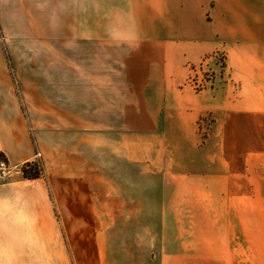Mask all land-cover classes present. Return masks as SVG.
I'll use <instances>...</instances> for the list:
<instances>
[{"label":"crops","instance_id":"0c3cea01","mask_svg":"<svg viewBox=\"0 0 264 264\" xmlns=\"http://www.w3.org/2000/svg\"><path fill=\"white\" fill-rule=\"evenodd\" d=\"M12 1L14 17L1 23L4 26H56L58 13L67 11L75 13L77 21L63 23L83 28L89 11L94 12L88 19L96 28L108 18L111 26L131 29L130 34L111 38L110 66L104 69L109 77L93 78L92 102L83 94L85 72H78L81 82L71 84L78 92L76 97L61 105L40 99L29 125L15 102L0 109V150L7 153L13 167L35 160L36 152L41 153L47 178L55 195L61 196L57 200L62 204L63 219L133 217L128 205L133 199L126 188L132 182L135 143L141 148L149 146L142 143L144 132L162 136L168 124L177 123L179 139L188 140L194 153L202 152L194 125L207 112L215 118V130L204 146L211 149L210 140L215 137L224 202L230 203V187L246 193L250 204L262 201L257 197L264 186V0ZM36 15L40 16L37 21ZM217 49L226 52L228 82L184 94L185 55L197 60ZM87 105L92 107V115L85 114ZM187 122L190 128H183ZM145 123L151 126L138 125ZM85 149L90 153L88 162L82 157ZM103 152L115 161L103 165ZM210 161L200 178L206 183L214 179L209 172L215 160ZM124 172L127 178L123 180ZM31 183L42 185L41 180ZM0 187L12 193L0 198V206L17 215V189L22 194L27 183L16 181ZM105 187L110 190H103ZM28 203L35 213L31 218L38 219L37 203ZM14 225L17 228L16 222ZM69 234L67 246L58 243L45 248L51 253L44 263L31 260L24 264H71V255L74 264H135L134 244L119 242V234L126 235L128 230H102L99 222L97 230H69ZM145 264L151 261L146 259Z\"/></svg>","mask_w":264,"mask_h":264},{"label":"rangeland","instance_id":"374dc122","mask_svg":"<svg viewBox=\"0 0 264 264\" xmlns=\"http://www.w3.org/2000/svg\"><path fill=\"white\" fill-rule=\"evenodd\" d=\"M14 7L12 0H0V109L15 102L29 125V117L35 114V103L40 99L49 98L61 105L76 97L78 92L71 84L81 82L78 72H85L87 89L83 94L92 102L93 78L109 77L104 69L110 66L111 38L130 34L131 29L111 26L108 18L96 28L88 19L94 12L89 11L85 12L87 23L83 28L63 23L77 21L76 14L67 11L58 13L56 26L2 25L14 17ZM37 17L40 16H35L36 21ZM182 65L185 69L181 83L186 95L190 90L193 93L215 89L229 80L227 55L221 49L197 60L185 55ZM85 114L92 115V107L87 105ZM187 123L183 128H190V122ZM178 126L168 124L162 136L160 132H144L142 143L149 146L141 148L135 143L134 169L128 172L132 182L126 188L133 199L128 203L133 217L127 220L63 219L62 204L57 200L61 196L55 195L47 178L41 153L36 152L35 160L13 167L7 153L0 150V186L16 181L28 185L22 194L17 189V215L0 206V264H24L31 260L44 263L50 258L46 254L51 253L46 251L47 246H67L69 230H97L99 222L102 230H128L126 235L119 234V242L134 244L135 264H145L146 259L151 264H264V186L257 197L262 201L256 204H250L248 195L240 193L237 187H230V203H225L215 137L210 140L211 149L204 146L215 130L213 114L204 113L194 125L202 152L194 153L188 140L179 139ZM86 151L83 150L82 157L88 162L90 153ZM206 159L215 160L209 172L214 179L207 183L200 180L206 174ZM114 161L103 152V165ZM29 162L34 165L25 168ZM140 162L145 165L141 167ZM120 178H127L125 172ZM36 180H41L42 185H32ZM7 194L12 195L0 187V198ZM29 200L37 203L38 219L31 218L30 214L35 213L28 209ZM49 211L53 212L51 216ZM70 262L74 264L72 255Z\"/></svg>","mask_w":264,"mask_h":264},{"label":"trees","instance_id":"16d2710c","mask_svg":"<svg viewBox=\"0 0 264 264\" xmlns=\"http://www.w3.org/2000/svg\"><path fill=\"white\" fill-rule=\"evenodd\" d=\"M32 165H34L33 163H27L26 165H25V168H28V167H30V166H32ZM32 177H34V176H32ZM35 177H37V176H35Z\"/></svg>","mask_w":264,"mask_h":264},{"label":"built area","instance_id":"2783aa9c","mask_svg":"<svg viewBox=\"0 0 264 264\" xmlns=\"http://www.w3.org/2000/svg\"><path fill=\"white\" fill-rule=\"evenodd\" d=\"M2 166H4V163L2 162V164H1Z\"/></svg>","mask_w":264,"mask_h":264}]
</instances>
